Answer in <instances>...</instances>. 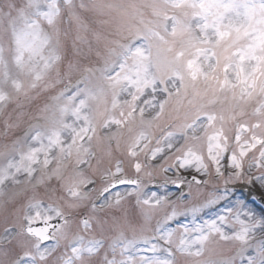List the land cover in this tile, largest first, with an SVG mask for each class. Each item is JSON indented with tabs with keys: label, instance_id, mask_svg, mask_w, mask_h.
I'll list each match as a JSON object with an SVG mask.
<instances>
[{
	"label": "snow or ice",
	"instance_id": "1",
	"mask_svg": "<svg viewBox=\"0 0 264 264\" xmlns=\"http://www.w3.org/2000/svg\"><path fill=\"white\" fill-rule=\"evenodd\" d=\"M254 180L264 0H0V264H264Z\"/></svg>",
	"mask_w": 264,
	"mask_h": 264
},
{
	"label": "rangeland",
	"instance_id": "2",
	"mask_svg": "<svg viewBox=\"0 0 264 264\" xmlns=\"http://www.w3.org/2000/svg\"><path fill=\"white\" fill-rule=\"evenodd\" d=\"M71 171V168L69 169V172ZM258 174V173H257ZM239 188H243L244 190L250 192L251 196L254 195V196H257V197H260V198H263L264 199V191L261 190V187L259 185V182L258 181H253L252 184H247L245 181H242V182H238L236 185H235V191ZM169 190L172 191V192H175L172 190L171 188V185H169ZM236 195L239 196V197H243L241 194H238L236 192ZM246 198V197H245ZM243 198V199H245ZM247 201V198L245 199ZM249 205V204H248ZM250 207H252L251 205H249ZM253 208V207H252ZM257 211V210H256ZM111 214H114V215H120L119 212H116V213H111ZM4 226V216L2 213H0V230H2ZM2 259V258H0Z\"/></svg>",
	"mask_w": 264,
	"mask_h": 264
}]
</instances>
